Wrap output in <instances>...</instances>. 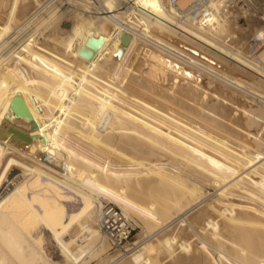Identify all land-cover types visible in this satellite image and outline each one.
I'll use <instances>...</instances> for the list:
<instances>
[{
    "label": "bare ground",
    "instance_id": "obj_1",
    "mask_svg": "<svg viewBox=\"0 0 264 264\" xmlns=\"http://www.w3.org/2000/svg\"><path fill=\"white\" fill-rule=\"evenodd\" d=\"M37 1L0 0V47L6 49L4 52L0 50V264H31L36 259V253L42 249H38L39 241L35 240L37 237L33 238L30 231L35 224L50 231L62 255L77 262L82 245L77 240L78 248L71 247L75 237L63 240L62 231L76 223L82 233L95 235L97 230L91 226L90 216L105 200L112 201L120 210L122 208L116 201L125 202L126 209L121 211L126 220L130 219L132 211L143 218L148 217L150 227L167 222L165 219L177 211L171 202L182 197L189 198L193 193L202 194L195 183H186L185 173L182 172L186 170L192 176L191 181L200 178L216 184L225 192L227 188L238 190L245 199L264 205V150L258 149L255 155H251L246 150L249 146L245 141H234L238 146L233 147L224 140L222 133L216 132L215 127L227 129L236 103L231 102L226 93L225 97L224 92L215 94L206 91V79L180 64H191L215 78L216 72L207 64L182 55L173 45L177 39H184L205 50L214 48L218 53L209 51L224 62L242 71H254L258 75L256 78L264 80V68L260 63L229 53L227 48L199 29L214 18L213 12L200 22L194 20L192 15L188 21H192L191 25L184 23V26L180 21L174 25L170 19L159 15L161 4L154 8L150 3H161V0H105V6L95 8L92 17L69 6L71 9H65V18L57 22L53 29L49 27L47 30L45 27V33L40 35L41 40L31 37L33 33L22 38L24 40L18 45L15 43L20 38L7 43L10 41L9 37L4 38L7 30L17 21L21 22V26L30 21L34 15L33 5ZM114 1L118 4L116 8L112 6ZM186 1L189 0L170 2L171 12H181L180 8L185 6ZM206 1L207 5H204L212 11L219 4L216 0H204L203 3ZM120 7L124 8L117 11ZM119 13L143 23L145 29L150 31L149 35L144 33L146 37L141 36L143 33H135L132 26L129 28L121 24L122 21L117 18ZM220 26L217 19L215 25L206 30L217 32ZM133 34L160 50L150 47L140 48V51L139 47L134 49L131 57L136 59V67L133 66L135 69L132 72L129 68L131 84H127L126 67L122 70L124 74L119 83L113 84L111 77L117 76L123 63V53L128 49L126 44L131 37L135 39ZM136 52H140L139 57ZM262 57L264 49L257 54L258 61ZM220 77L227 79L222 75ZM239 85L237 82L233 87ZM230 109L233 115L230 114L228 118ZM235 121L238 122L237 118ZM54 128L60 136L53 132ZM212 129L215 131L212 132ZM249 133H243L246 139L257 146L264 144V141H258L255 135ZM72 135H76L77 140L82 137L86 145L84 141H79L84 147L88 144L91 148H97L96 151H102V156L99 153L102 158L105 152V159L99 157V161L93 154L67 142V137ZM107 154L112 155H109L110 158L113 155L120 158L128 168L117 167L121 164L110 162ZM169 164L178 166L180 172L166 166ZM123 177L129 181V188L123 183ZM43 182L59 192L56 195L61 193L62 201L70 197L74 201L72 209L69 212L65 210V217L38 204L40 200H36L35 196L40 192L35 186ZM134 191L144 198L136 197ZM198 196L200 199L201 196ZM195 198L190 197L188 204L197 202ZM156 200L159 202L157 205ZM214 203L212 207L208 204V208L205 205L208 211L194 213H197L195 221L201 222L199 231L202 233L196 234L198 241L194 244L206 254L198 255L192 242L177 240L172 235L156 243L161 241L167 246L174 243L171 247L179 251L171 257L167 253H163L165 256L159 255L168 256V264H237L232 255L225 254V250L213 251L215 247L211 250L207 245L210 240L216 245L220 242L218 236L222 229L229 236L227 239L239 246L230 244V249L233 248L236 251L234 255L243 259L240 260L244 262L242 264H264V221L255 216L248 217V212L242 216L240 211H251L262 216L264 212L249 201L236 203L219 199ZM213 216H217L218 220H214ZM143 246L129 252L117 264H154L149 253L152 245ZM157 256L154 255L158 260Z\"/></svg>",
    "mask_w": 264,
    "mask_h": 264
},
{
    "label": "rangeland",
    "instance_id": "obj_2",
    "mask_svg": "<svg viewBox=\"0 0 264 264\" xmlns=\"http://www.w3.org/2000/svg\"><path fill=\"white\" fill-rule=\"evenodd\" d=\"M103 1H105V0H70V1L69 0H66V1L65 0H38L33 5V8H32V12H34V15H33L32 19L30 21L26 22L25 24L23 23L22 26H21V22L17 21L15 23V25H13V27H10L7 30L6 34L4 35V38L7 39L9 37L8 40H10V41L7 42V43H10V42L12 43V41L14 42V41H16V40H18L20 38L15 43L16 45H18L19 43H22L21 41H23L26 38V36H28V35L30 36V34L34 33L33 35H31V37H34V38L35 37H37V38L39 37V40H41L40 35H43V33H45L46 29L47 30L53 29L55 24H57V22L63 20L65 18V16H66L65 11L68 10V9H71L70 7L73 6L72 7L73 10L81 11V13L83 12V14L84 13L85 14L88 13V14H90L89 16L92 17V15H94L93 11L95 10V8L97 9V7L105 6ZM192 1L193 0L186 1L183 5H187L188 3L192 2ZM196 1L201 4L200 6H202V4H203V6L207 5V1L205 3H203L204 0L203 1L200 0V2H199V0H196ZM170 2H172V1L171 0H161V3H159L158 1H151L150 3H151V5L154 6V8H157L156 5L158 6L159 4H161V8L162 9L159 10L160 11L159 15L161 17L164 16L163 18H165L167 20L170 19L169 21L170 22L172 21V23L174 25H176V24L178 25V21H180L181 24L185 23V24L191 25L192 21L188 22L189 21V17H190L191 14L190 15H189V13L188 14H186V13L184 14V12L178 13V14H174L173 12H171ZM217 2H219V4ZM114 3H113L114 5H112V6L114 8H116V6L118 7V4L115 1H114ZM216 3L218 4L217 5L218 7L216 6V8H218V9L215 8L216 12H217V13L215 12V14H214L215 9H214V11H212L208 6H206L210 10L209 14L211 12H213V17L214 18H212L209 22L208 21L205 22L202 25L203 27L200 26L199 29L201 31H204L203 33L207 34V36L209 38H212L218 44H220V45L224 46L225 48H227V51H230L229 53L232 54V52H233V54H239L242 58H245L246 60L251 61V62L253 61L256 64L260 63V66L262 68H264V57H262L259 61H258V58H257V54L261 51V49H264V0H216ZM67 7H69V8H67ZM83 7H85L86 9L83 8ZM120 9H122V8H119L117 11H120ZM50 12H51V14H50ZM161 12H163V13H161ZM181 14L184 17L181 16ZM217 14L219 15V17L222 20H220L219 17H217L218 16ZM166 15L168 16V18L166 17ZM215 15H217L216 18L220 21L222 27L220 26V28L217 29V32H215V31L214 32H209L206 29H207V27H210L213 24L215 25V21L217 20L215 18ZM50 16H52V17H50ZM117 18H118V20L120 22L122 21L121 24H123V25L125 24L129 28L132 26L133 28L132 27L131 28L133 30L135 29L134 30L135 33H137V34L140 33V35L143 33L141 36H145L144 33L149 35L150 31H147L145 29L146 26L144 27L143 23H139V21H137L135 19L126 17L124 15V13L123 14L119 13ZM171 18L174 19V20H172ZM47 19H48V21H47ZM93 19L94 18H92V20ZM123 20H124L125 23L123 22ZM46 21L49 22V23H47ZM221 21L223 22V24H222ZM37 22H39V23H37ZM210 23H211V25H210ZM144 24L147 25L146 23H144ZM185 24H184V26H185ZM192 26H194V25H192ZM195 26H196V24H195ZM45 27H46V29H45ZM90 27L93 29V25L90 24ZM205 31H207V32H205ZM29 32H31V33H29ZM215 33H216V37H215ZM133 36L135 37V39L133 37H131V40H129L127 42L128 44H126L128 49L125 50V53H123L124 55H123V61L122 62L125 63V64L121 63V65H120L121 67L119 66L120 69H118L117 74H116L117 76L113 75V77H111V79L112 78L113 79L110 80V81L113 84L114 83L115 84L119 83V79L121 78L122 74H124L122 72V70L125 69V67H126V69H128V72H127V75H126V79L128 80L127 84H131L130 83L131 76L129 74H132V73H130L129 68H130V70L132 72V70L135 69L133 66L136 67V59H134L135 60L134 61L132 59V57H133L132 55L135 53V50H136L137 47H139V51L141 50L140 48H146V47H150L152 49L155 48V50H160V49H157L153 44H151L147 40L141 38V36L135 35V34H133ZM22 38H24V39L22 40ZM130 41H133L134 43L133 42L130 43ZM176 41H177L178 44L176 42H174V43L172 42V43H173V45L177 46L176 49L179 50L182 55H189L193 59H195L198 63H202V64H205V65L207 64L208 66L211 67V69H213L216 72V76L217 77L216 78H215V76L211 77L212 75H207V73H204L203 71L197 69L195 66H191V64H188V63H185V62L182 63V61L179 60V63L180 62L182 63L180 65H183V67H187V68L189 67L188 69L191 70L192 72H195V73L197 72L198 75L200 74L199 76H201V78L203 80L206 79L207 83H206V80H205L206 86H204L206 91H208V92L213 91L215 94H217L218 92H222V93L224 92L225 97H226V94H227V98L229 97L230 98L229 100L230 101L232 100L231 102H233L234 104L236 103V106H234V108H233L234 115L232 113V109L229 110V113H228L229 115L227 114L228 118H229L230 114H231V116L233 115V117L229 118L230 119V123L228 124V127L230 126L233 129L228 128L227 126H226L227 129H221V128L215 127V129H217L216 132L222 133L223 136L225 137L224 140H226L228 143H230V145H232L233 147H235L237 145L236 142L234 143V141H237V140L238 141H245V143L249 146V147L246 148V150L247 151L249 150L251 155L252 154L255 155L256 151H258V149H260L261 151L264 150V144H260L261 146L260 145L257 146L255 143L251 142L250 140L246 139V137H245L250 132L249 134L250 135H252V134L255 135L256 138L258 139V141L259 140L260 141H264V80H262V78L261 79L258 78V77L256 78V76H258V75H256V73L254 71H251V73H250V71H246L247 69H244L245 71H242L241 69L230 65L228 62H224V60L222 58L220 59V57H217V56H215L213 54V52L218 53V51L216 49H214V48L209 47V50L213 51V52H210L209 50H205V49L199 48L196 44H194L193 42L191 43L188 40H184V39L178 40L177 39ZM15 44H14V46H15ZM129 44H131V46ZM192 44H194V45L192 46ZM14 46L12 48H14ZM0 50H1V52H4L6 49H5L4 46H2V47H0ZM139 53L140 52H138L136 54L137 57L140 56V55H138ZM132 61H133V63H132ZM1 63H3V62H1ZM127 65H129V66H127ZM130 65H131L132 68L130 67ZM238 69L241 70L242 72L239 71ZM218 74L224 76V78L227 77V79L225 78L226 80H224ZM252 74H254V75H252ZM218 76L220 77V79L218 78ZM228 78L231 79L232 81L229 80ZM253 78H254V80H253ZM221 80H224V81H221ZM235 80H236V83L239 82V84H240L239 87L240 88L238 86H237V88L233 87L236 84L234 82ZM225 81H228V82L225 83ZM229 81L233 82L235 84L230 83ZM208 83H210V84L208 85ZM230 84H231V86H230ZM238 104H239V106H238ZM239 107L241 109H239ZM235 110L237 112H235ZM255 115H256V117H255ZM235 116H237V117H235ZM233 118L235 120L237 118L238 122H236ZM235 122H236V124H234ZM233 125H235V126H233ZM51 127L53 129V123L51 124ZM235 128H237V129H235ZM205 129H207V128H205ZM242 129H245L243 133H245V132L247 133L245 136L242 133ZM56 130L57 129L53 130V132L55 133ZM214 131L215 130L212 129V132H214ZM57 132H59V131L57 130ZM56 135L60 136L61 134L57 133ZM74 137H75V139H73ZM82 139L83 138L80 137V139L77 140V136L76 135L75 136L72 135L70 138L67 137L66 140L70 144H73V145H75L77 147H80L81 149L86 151V153H90V155L93 154V157H95V158L98 157L97 159L99 161H101L100 158H102L101 157L102 156V154H101L102 151L100 152V150L98 149L99 150V152H98V151H96L97 148H95V147H94L95 149L93 147L91 148V146H89L88 144L86 146L87 148L84 147L86 145L85 144L86 142H85L84 139L83 140ZM222 139H223V137H222ZM75 140H77V141H75ZM79 140H81V142L84 141L83 142L84 146ZM88 146L90 148H88ZM92 149L95 150L96 154H94L95 152H93ZM97 153L98 154L100 153L101 156H100V154L98 155ZM126 153L129 154V152H126ZM105 154L106 153L104 152L102 159H105V156H104ZM107 155H108V158L110 159V162L111 161H112V163L116 162L117 165L121 164V166H117V167H122L123 169H125V168L127 169L128 168L127 165L122 164L124 162H123V160H120V158L115 157L114 155H113V157L110 158V156H112V155H110V154H107ZM115 158H117V159H115ZM113 159H115V160H113ZM119 162H121V163H119ZM166 166H168L171 169L174 168L173 171L179 169L178 166L175 167V165H174V167H172L170 164L166 165ZM175 172H180V170L175 171ZM182 172L185 173L184 176L186 177V179H184V177H183V179L186 181V183H188V184H194L195 183L194 185L197 187V189L202 191L201 195H199V192H198V193L191 194L190 197L191 198H195L196 196L199 195V196H201V198L198 199L196 197L198 200L194 204H192L193 202H189V204H188V201L190 199L189 196H188L189 198L186 197L184 199V197H182V198H179L180 200L171 202V205L177 211H176L175 214L169 215V217H167V219H165L167 222L160 224L161 227H160V225L153 226V227L151 226L150 227L151 222H149L148 217H144L143 218L142 216H139L138 214H136V213L131 211L130 212L131 216H129V218L131 220L128 219V221L132 224V226H134V229L132 230V234H131L130 239H131V241H134L135 243L133 245H131V246H133V248L131 250H129L128 252H126L125 254H122L118 250H114L113 248L110 247L108 239L106 238V236H104L102 231L99 229L98 218H97V213H96L97 211L95 209V212L93 211L91 213V216H90L91 226L93 227V229L97 230L95 235H92V236L91 235H87L85 232H83L84 233L83 234L77 228V224L76 223H73L72 225L68 226L66 229H64L62 231L61 237H62L63 240H67V239H70L72 237H75V238H73L75 241L73 240V242L70 244L71 247H73V248L77 247L78 248V246L76 244L78 242H80V244L82 245V248H80L79 251H81V249H82V251L85 250L83 252L81 251L80 256H79V260L77 262H73L71 259L66 258L64 256V254L62 255V253L60 251V248H59V244L54 240V238H53L52 234L50 233V231L47 232V231L44 230L42 225L35 224L34 227L30 231H31V234H32L34 239L37 237L35 240L40 242V243L38 242V245H39L38 249L39 250L42 249V251L36 253V259H34V261L31 264H117L119 262V260L122 261V259L125 258L124 256L129 254V252H132V251L138 249L140 246L141 247L143 245L147 246L148 244L152 245V248L149 250L150 251L149 253H150V257H152V259H153V263L154 264H157V263L158 264H168L169 263V261H168L169 257H171L172 255L176 254L179 251V249L178 248L173 249V247H171L172 245H174V243H170V245H169L170 247H169V246H167L168 244H163V243H161V241L159 242L160 245L158 243H156V242H158V240H162L164 238H169L172 235H174V236H176L177 240L178 239H182V240H185V241H188V242L190 241V243L192 242L191 243L192 247L193 246L195 247L194 243H196L198 241L197 238H196L197 237L196 234H198V235L202 234L199 231L200 230L199 225L201 224V222L197 223L195 221V215L197 213L204 212V210H206L209 205L211 206V204H212V206H213L214 201L216 202L219 199L220 200L221 199H223V200L227 199L229 201L236 202V203L237 202H239V203L242 202L243 203V202H246V201L248 202L249 201L250 204H251V202H252V205L254 203V206L256 208L258 207L259 210L264 212V205H262V203L254 202V201L249 200V199H245V197L242 196L241 192H239L238 190L237 191L236 190L231 191V189L227 188L228 190L225 189V190H227L225 192L224 190H221V188L219 186L218 187L220 189H218L216 184L213 185V183H210V182L207 183V181H205L203 179L201 180L200 178L198 180H196V181H191L190 177H192V176L187 174L188 173L187 170H186L187 173L185 171H182ZM123 183L125 184V186L127 188L130 187L129 186V181H127V179L124 178L123 179ZM41 185H43V187ZM41 185L38 184L37 186H35L40 192V193H36V196H35L36 200H38V201L40 200L39 203L38 202L37 203L39 205H41L42 207L44 206L43 208L46 207L45 208L46 210L50 209L51 211H54V213L56 212L57 215L60 212V214L63 217H65L66 216L65 210L67 212H69L70 209H72L71 205L74 202V201H72V198L71 197L70 198H66L65 200L62 201V198L60 196L61 193L56 195V193H59V192H55L54 188L52 186H50V184H47V183L44 184V182H43ZM63 190L64 189H62V191ZM228 191L230 193H228ZM134 193L136 194V197L144 198L139 193H137L135 191H134ZM218 193H220V194H218ZM41 195H42V197H41ZM196 198H195V200H196ZM58 200L60 202H58ZM67 200L69 202H67ZM195 200H193V201H195ZM41 201L42 202L44 201V202L42 203ZM104 202H109V203L115 205L112 201H109V200H105L102 203H104ZM116 202L121 206V208H122L121 210H125L126 209L125 208V202H120L118 200ZM155 202H156V205L159 203L157 200ZM255 203H257V204H255ZM205 205L207 206V208H206ZM214 205L216 206L215 203H214ZM178 207H179V209H178ZM201 207H202V209H201ZM58 210H60V211H58ZM198 210L199 211L201 210V211L198 212ZM206 211H208V209ZM195 212H197V213L194 214ZM246 212H248V214ZM240 213H241V215L243 214L242 216L247 214L248 217H254L255 216L254 218H258L259 220L264 221V219H262V217H264V216L255 214V213H253L251 211L243 212V210H242V211H240ZM213 218H214V220H218L217 216H213ZM192 219H194L193 220L194 222L192 221ZM189 221H190L191 224L188 223ZM57 227H58V225H57ZM196 229H197V231H196ZM79 231H80L81 234L78 233ZM219 233L220 234H219L218 238L220 239L219 240L220 242L217 245H216L215 242H212L211 240L209 242L206 239L208 241L207 245L209 246V249L211 247V250H212L213 247H215V249H213V251H217L218 249L219 250L222 249L221 251L225 250L224 251V252H226L225 254L226 255H232L231 258L233 259V261H236L237 264L238 263L239 264L240 263L241 264L244 263V262H240V260L243 261V259H241L239 257V255H236V256L234 255V253H236V251H233L234 250L233 248L230 249L231 248L230 244H233L232 243L233 240L231 241L230 239H227L229 236L222 229L219 230ZM76 235H77V237H76ZM221 236H224V238L223 237L220 238ZM78 237H79V239H78ZM80 237H82V238H80ZM216 237H217V235H216ZM187 238H188V240H187ZM222 239H224V240H222ZM77 240H79V241L77 242ZM228 241H230V242H228ZM153 244H155V245H153ZM211 244H215V245L211 246ZM235 244H233V245H235ZM2 246L4 247V245H2ZM216 246H219V247H216ZM220 246H221V248H220ZM236 246H237V244H236ZM237 247H239V246H237ZM226 248H227V250H226ZM152 249H154V250H152ZM167 249H169V250L167 251ZM162 250H165L166 252H164V251L162 252ZM229 250L230 251L232 250L233 252L232 251L230 252ZM190 251H193V250H190ZM194 251L196 253H198V255L199 254L201 255L204 252L202 250H198V248H196ZM151 252L152 253L154 252L153 255H152ZM163 253L164 254L165 253L169 254V257L168 256L161 257L160 255H164ZM204 254H206V252L203 253V255ZM154 255L155 256H157V255L159 256V257L157 256V258H159L158 259L159 261L157 259H155ZM233 257L234 258L237 257L236 259H238L239 262H238V260L234 259ZM115 258H117V259L115 260ZM164 258H166V259H164ZM223 262H224V259H223Z\"/></svg>",
    "mask_w": 264,
    "mask_h": 264
},
{
    "label": "built area",
    "instance_id": "obj_3",
    "mask_svg": "<svg viewBox=\"0 0 264 264\" xmlns=\"http://www.w3.org/2000/svg\"><path fill=\"white\" fill-rule=\"evenodd\" d=\"M180 11L178 13H191L190 17L194 15L193 19L200 22L202 18L207 17L210 10L206 6H200V3L193 0L180 8ZM97 218L99 229L108 239L111 248L118 250L122 254H125L133 248L131 245L135 242L131 241L130 237L134 226L125 219L122 211L117 206L109 202L102 203L97 210Z\"/></svg>",
    "mask_w": 264,
    "mask_h": 264
}]
</instances>
